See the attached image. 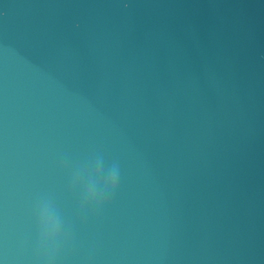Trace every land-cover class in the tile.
<instances>
[{
    "label": "water",
    "instance_id": "water-1",
    "mask_svg": "<svg viewBox=\"0 0 264 264\" xmlns=\"http://www.w3.org/2000/svg\"><path fill=\"white\" fill-rule=\"evenodd\" d=\"M43 204L55 264H264V0H0V264Z\"/></svg>",
    "mask_w": 264,
    "mask_h": 264
},
{
    "label": "clouds",
    "instance_id": "clouds-1",
    "mask_svg": "<svg viewBox=\"0 0 264 264\" xmlns=\"http://www.w3.org/2000/svg\"><path fill=\"white\" fill-rule=\"evenodd\" d=\"M118 181L119 173L114 167L102 189L96 190L87 184L82 193V207L87 210L102 206L109 197L114 196ZM37 215V238L34 257L36 264H55L65 239L62 222L55 208L49 204L41 205Z\"/></svg>",
    "mask_w": 264,
    "mask_h": 264
}]
</instances>
